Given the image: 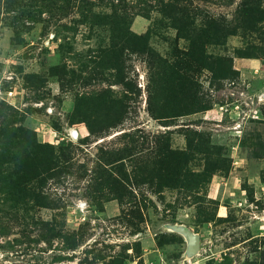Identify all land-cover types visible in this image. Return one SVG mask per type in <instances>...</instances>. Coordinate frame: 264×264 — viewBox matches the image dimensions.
<instances>
[{
  "label": "rangeland",
  "instance_id": "374dc122",
  "mask_svg": "<svg viewBox=\"0 0 264 264\" xmlns=\"http://www.w3.org/2000/svg\"><path fill=\"white\" fill-rule=\"evenodd\" d=\"M0 264H264V0H0Z\"/></svg>",
  "mask_w": 264,
  "mask_h": 264
},
{
  "label": "water",
  "instance_id": "95a60500",
  "mask_svg": "<svg viewBox=\"0 0 264 264\" xmlns=\"http://www.w3.org/2000/svg\"><path fill=\"white\" fill-rule=\"evenodd\" d=\"M175 229L178 230L181 234H184L186 237H188L190 249L192 253H196L200 247L199 237L184 227Z\"/></svg>",
  "mask_w": 264,
  "mask_h": 264
},
{
  "label": "bare ground",
  "instance_id": "6f19581e",
  "mask_svg": "<svg viewBox=\"0 0 264 264\" xmlns=\"http://www.w3.org/2000/svg\"><path fill=\"white\" fill-rule=\"evenodd\" d=\"M183 236H185L184 234H182ZM186 237V236H185ZM188 239V237H186Z\"/></svg>",
  "mask_w": 264,
  "mask_h": 264
}]
</instances>
